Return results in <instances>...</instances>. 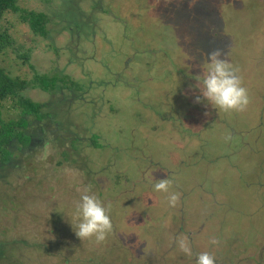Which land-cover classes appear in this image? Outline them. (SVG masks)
Segmentation results:
<instances>
[{
    "label": "rangeland",
    "instance_id": "374dc122",
    "mask_svg": "<svg viewBox=\"0 0 264 264\" xmlns=\"http://www.w3.org/2000/svg\"><path fill=\"white\" fill-rule=\"evenodd\" d=\"M18 1L53 20L50 41L8 18L37 72L78 76L69 59L76 48V67L95 86L86 103L28 95L49 100L80 145L93 129L104 147L85 148L87 161H65L45 131L19 165L0 170V264H196L206 250L223 255L221 264H242L255 249L264 264V0H71L70 9L61 0ZM215 48L240 70L251 99L242 113L195 102L191 86ZM0 65L33 78L11 51L0 53ZM168 177L180 193L176 207L154 190ZM78 185L111 204L113 232L103 244L75 234ZM177 228L192 233V256H178Z\"/></svg>",
    "mask_w": 264,
    "mask_h": 264
},
{
    "label": "trees",
    "instance_id": "16d2710c",
    "mask_svg": "<svg viewBox=\"0 0 264 264\" xmlns=\"http://www.w3.org/2000/svg\"><path fill=\"white\" fill-rule=\"evenodd\" d=\"M51 1L46 0V3L49 4ZM70 1L61 0L60 2L66 9H70ZM99 10L104 12L101 8ZM11 17L28 26L34 36L44 40H50V26L53 23L47 13L24 8L18 0H0V53L13 52L22 65L27 66L33 73V78L28 80L26 77L13 76L0 65V170L13 169L19 165L24 155L35 150L39 144L42 145L41 133L45 131L52 135L55 142L48 146L60 149L65 161L74 157L75 154H80L81 158L87 161L88 158H85L84 154L85 148L101 150L104 147L100 132L90 130L88 139L85 141L87 145L83 143L85 146L83 147L80 145L79 136L77 137L71 130L66 131L59 124L50 109L49 100L38 102L28 95L30 90H39L49 99L50 97L54 100L68 98L73 103L80 99V102L86 103L87 100L81 93L85 89L84 86L72 80L69 73H59L57 70L52 74L37 72L31 63L32 50H25V47L15 40L11 29L7 26L8 18ZM63 28L65 31L69 30ZM71 50L75 52H69V59L74 58L77 49L71 48ZM53 51L57 58L61 57L56 48H53ZM7 104H10L13 110V115L8 118L4 116L6 110L8 111ZM76 162H73L74 166ZM57 166L61 167L62 162H59ZM85 186L78 185L80 189L88 187Z\"/></svg>",
    "mask_w": 264,
    "mask_h": 264
},
{
    "label": "clouds",
    "instance_id": "9594fccd",
    "mask_svg": "<svg viewBox=\"0 0 264 264\" xmlns=\"http://www.w3.org/2000/svg\"><path fill=\"white\" fill-rule=\"evenodd\" d=\"M227 52L222 48H215L207 54V61L201 75H197L196 84L192 85L193 91L198 90L196 103L211 105L216 110L225 113H242L247 110L251 99L248 90L243 86L239 75V68L234 66L226 58ZM209 113H205L208 115ZM226 141L231 140L229 134ZM173 180L168 178L155 180L154 190L166 193V199L170 207H176L180 203V193L170 191ZM76 219L78 223L73 225L76 236L81 241H93L96 244L106 242L113 232V223L110 217L111 204L107 206L95 195L91 194L90 186L84 188L80 199L75 204ZM212 244L219 241L212 239ZM175 243L179 250L186 256H192L191 241L187 236L177 237ZM196 264H216V259L208 252L197 254Z\"/></svg>",
    "mask_w": 264,
    "mask_h": 264
},
{
    "label": "flooded vegetation",
    "instance_id": "af4514ba",
    "mask_svg": "<svg viewBox=\"0 0 264 264\" xmlns=\"http://www.w3.org/2000/svg\"><path fill=\"white\" fill-rule=\"evenodd\" d=\"M50 3V2H49ZM100 14H109V12L107 11V10H105L104 12H101ZM82 56V55H81ZM77 58V57H76ZM88 58V57H87ZM89 58H92L91 56H89ZM72 59H74V58H72ZM71 59V60H72ZM74 63L77 65V66H80V63H79V61L78 60H76V59H74ZM76 65H74V68H75V70H76V73H77V75L78 76H75V75H72L73 73H71L70 74V77H71V79L72 80H74V81H76V82H78V83H80V84H82L83 86H84V91H82L81 93L82 94H84L83 96H87L86 97V100L87 101H89V102H92L93 100H90L89 98H88V95H89V93H88V91L90 90V89H93L95 86H93V87H91L90 85H89V83L87 82V80H89V78H87V76L88 75H86V73H85V70L83 69L82 71L80 70V69H78V67H76ZM81 67V66H80ZM132 68V65H122V68H121V73L124 71L125 73L127 72V73H129V71H130V69ZM79 71H81V72H79ZM81 73H83L84 75H82ZM79 76H81L82 78H84L85 80H80V78H79ZM176 236H175V238H177V237H181V236H187L188 237V239L191 241L192 240V233L189 231V230H186L185 228H177L176 229V234H175ZM166 251H167V249H160V252H161V254H168V253H166ZM203 252H208V253H210L211 254V252H210V250H206V251H203ZM178 253H179V255L178 256H182V253H181V251L179 252L178 251ZM150 255H151V257L152 256H154L152 253H149ZM174 254H177V253H174ZM211 255H213L214 257H215V259H216V264H221V261H222V259H223V255H220V254H217L216 252H214L213 251V254H211ZM254 256L255 257H253V258H251V257H246V258H243L242 260H241V262H242V264H253V262L251 261V259H254L255 260V262H257L256 264H259V261H258V249H255L254 250ZM260 259V258H259Z\"/></svg>",
    "mask_w": 264,
    "mask_h": 264
}]
</instances>
